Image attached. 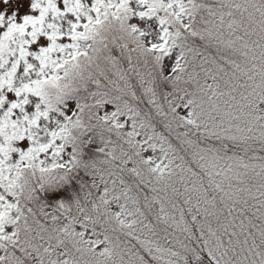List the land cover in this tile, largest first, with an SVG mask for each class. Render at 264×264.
<instances>
[{"label":"snow or ice","instance_id":"1","mask_svg":"<svg viewBox=\"0 0 264 264\" xmlns=\"http://www.w3.org/2000/svg\"><path fill=\"white\" fill-rule=\"evenodd\" d=\"M0 264H264V0H0Z\"/></svg>","mask_w":264,"mask_h":264}]
</instances>
